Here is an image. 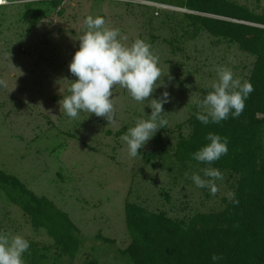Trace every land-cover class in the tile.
<instances>
[{"label": "rangeland", "instance_id": "obj_1", "mask_svg": "<svg viewBox=\"0 0 264 264\" xmlns=\"http://www.w3.org/2000/svg\"><path fill=\"white\" fill-rule=\"evenodd\" d=\"M26 1L30 0L15 3ZM125 1L63 0L58 7L36 4L34 7L49 11L27 32V22H17L23 8L11 6L0 24V79L7 85H0V168L67 211L85 238L73 259L51 248L48 264H84V251L98 264H134L120 252L130 241L127 200L164 210L174 218H186L222 208V197L233 193L235 179L227 172L222 171L224 179L216 181L219 191L213 195L209 188L197 187L191 176L186 178V171L175 164L172 155L180 136L191 131L188 119L201 89L217 81V68H230L234 78L243 82L254 58L236 45L214 44L207 33L178 37L183 48L174 51L169 41L182 36L178 23L183 13L190 11L151 0H131L141 3L134 6H127ZM236 1L256 10L264 8V0ZM144 4L164 10L155 12L152 20L153 10ZM60 10L63 13H58ZM166 13L170 17L166 18ZM89 15L103 17L107 27L120 29L128 45L136 39L150 43L159 58L164 76L149 99L160 98L167 91L170 102L163 105L166 127L140 149L155 155L150 160L139 153L130 156L121 139L137 120L149 118V100L137 102L116 85L111 123L83 111L70 118L60 107L59 101L70 95L68 89L77 79L69 64L79 49V38L87 31L84 21ZM22 31L24 36L20 37ZM158 135L161 143L155 140ZM195 170L208 179L201 169ZM0 233L42 240L45 245L51 241L44 230L31 227L21 206L9 201L1 190ZM99 233L116 242L97 238Z\"/></svg>", "mask_w": 264, "mask_h": 264}, {"label": "trees", "instance_id": "obj_2", "mask_svg": "<svg viewBox=\"0 0 264 264\" xmlns=\"http://www.w3.org/2000/svg\"><path fill=\"white\" fill-rule=\"evenodd\" d=\"M62 1L30 0L0 6V24L5 19L7 8L22 7L17 22H27V32L49 11L41 6L34 7L36 4L51 3L58 7ZM99 1L104 0H96ZM151 1L190 11L183 13L178 23L183 29L182 36L169 41L174 51L183 48L178 37L195 38L200 33H207L213 37L214 44L236 45L240 51L252 56L254 61L246 80L254 91L246 99L239 117L233 118L230 114L219 124L201 123L196 118L197 112L201 111L196 103L188 119L191 131L180 136L172 155L175 164L181 165L189 176L196 173L195 168L213 167L227 172L235 179L232 186L234 197H222L223 206L218 210L199 211L186 218H174L164 210H152L127 200L125 217L130 241L120 252L134 264H264V8L256 10L236 0ZM125 4L134 6L141 3L127 0ZM144 5L153 10L152 20L155 12L164 10L156 5ZM168 16L166 13V18ZM19 36L23 37L24 32ZM201 90L199 101L212 88ZM210 132L228 138V152L208 165L194 160L192 154L210 143L207 140ZM155 140L162 142L160 135ZM139 154L148 160L155 156L140 150ZM0 190L9 201L21 206L32 228L44 230L46 237L51 238L49 245L42 240L27 238L30 247L23 255L25 264H48L53 247L58 254L65 253L72 259L77 256L85 238L67 211L52 199L39 196L17 175L2 168ZM97 238L116 242L115 238L101 233ZM83 253L84 264H98L88 251ZM213 255L222 259L214 261Z\"/></svg>", "mask_w": 264, "mask_h": 264}, {"label": "clouds", "instance_id": "obj_3", "mask_svg": "<svg viewBox=\"0 0 264 264\" xmlns=\"http://www.w3.org/2000/svg\"><path fill=\"white\" fill-rule=\"evenodd\" d=\"M15 0H0L6 6ZM87 31L79 38V49L69 64V71L77 77L68 91L70 95L59 101L60 107L70 118H77L81 111L103 117L110 123L114 117L113 88H125L137 102L149 100L151 114L148 119L137 120L134 127L121 137L128 146L129 155L136 157L139 150L151 140L156 132L165 128L168 121L163 117V105L170 102L169 93L160 98L149 99L164 76L158 66L159 58L151 51L150 43L136 39L131 45L124 43L127 37L118 28H109L103 17L89 15L84 21ZM218 79L211 85L212 91L198 101L201 111L196 118L203 124H219L229 115L239 117L245 108V101L254 91L252 84L234 78L228 67L217 68ZM0 85L7 86L0 79ZM209 144L193 153V159L211 165L228 152V138L208 133ZM204 174L192 173L191 180L199 188H209L215 195L219 188L216 181H222L224 174L217 168L201 169ZM185 177L189 173L185 172ZM229 199L234 193H228ZM30 247L29 241L21 235L9 236L0 233V264H25L23 255ZM212 259L222 257L213 255Z\"/></svg>", "mask_w": 264, "mask_h": 264}]
</instances>
